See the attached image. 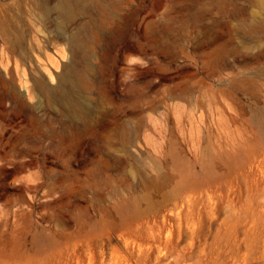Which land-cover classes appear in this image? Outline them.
Here are the masks:
<instances>
[{
	"label": "rangeland",
	"instance_id": "rangeland-1",
	"mask_svg": "<svg viewBox=\"0 0 264 264\" xmlns=\"http://www.w3.org/2000/svg\"><path fill=\"white\" fill-rule=\"evenodd\" d=\"M60 1L0 0V264H264V0Z\"/></svg>",
	"mask_w": 264,
	"mask_h": 264
},
{
	"label": "bare ground",
	"instance_id": "bare-ground-1",
	"mask_svg": "<svg viewBox=\"0 0 264 264\" xmlns=\"http://www.w3.org/2000/svg\"><path fill=\"white\" fill-rule=\"evenodd\" d=\"M68 2H69V0H61L59 2V5L57 6L58 11L63 16H70L71 15V9H70V5L68 4ZM3 14H4V8H3V5L0 3V22H3L5 25V19L2 18V17H5ZM0 26L3 27V28L0 27V34L2 32H6L7 26L6 25L3 26L1 23H0ZM2 29L4 31H2ZM69 44H70V49L72 51L77 52V53H83L84 46H83L82 40L78 39L75 36H71L69 38ZM83 77H84L83 73L70 70V72H69L68 76H66L65 80H68L72 86H76V85H81V82L83 81V79H85ZM40 86H41V84H40ZM41 90L43 91L42 87H41ZM63 98L66 99V95H64Z\"/></svg>",
	"mask_w": 264,
	"mask_h": 264
}]
</instances>
